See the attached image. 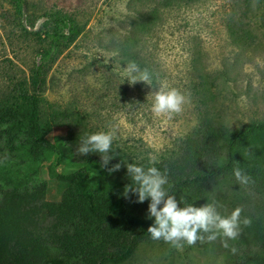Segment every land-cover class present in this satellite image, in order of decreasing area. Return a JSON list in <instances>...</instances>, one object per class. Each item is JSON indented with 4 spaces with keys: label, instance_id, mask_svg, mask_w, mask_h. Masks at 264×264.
<instances>
[{
    "label": "trees",
    "instance_id": "obj_1",
    "mask_svg": "<svg viewBox=\"0 0 264 264\" xmlns=\"http://www.w3.org/2000/svg\"><path fill=\"white\" fill-rule=\"evenodd\" d=\"M8 1L14 16L27 17L35 24L36 8L29 0ZM146 1L152 5L149 11L130 16L129 27L115 46L123 61L135 62L152 75L142 49L158 23V9L179 0ZM233 3L225 20L227 31L233 40L246 41L255 28L251 5L261 12L264 26V0ZM41 13L43 18L33 31L38 61L28 77L10 76L17 94L0 99V264L119 263L141 241L165 243L153 240L147 231L154 223V217L148 218L150 198L139 203L135 194L124 195L131 183L126 164L153 165L148 159H130L127 149L114 140L110 154L115 156L101 167L97 153L76 155L82 139L99 132L88 125L79 109L64 106L41 116L38 91L46 72L83 28L68 12L48 9ZM206 89L203 94L212 98L213 91ZM55 127H64V133L49 136ZM117 163L121 168L110 173L108 169ZM65 165L73 169H58ZM154 166L167 174L178 206L201 207L215 201L222 215H230L239 206L242 218L252 220L250 227H241L236 240L228 241L237 249L235 254L223 247L219 237L196 244L230 259L264 264V120L232 128L221 112L203 101L197 125ZM237 167L251 177L248 184L236 180ZM42 170L56 178L59 199H47Z\"/></svg>",
    "mask_w": 264,
    "mask_h": 264
},
{
    "label": "rangeland",
    "instance_id": "obj_2",
    "mask_svg": "<svg viewBox=\"0 0 264 264\" xmlns=\"http://www.w3.org/2000/svg\"><path fill=\"white\" fill-rule=\"evenodd\" d=\"M29 1L36 8L33 26L27 17L13 15L8 0H0V99L17 94L10 76H29L38 61L33 31L43 18L41 12L57 9L73 14L83 28L46 72L38 91L43 118L51 109H79L95 130L117 127L115 140L135 161L149 160L151 155L160 160L177 149L197 125L203 101L221 112L232 128L264 120V26L254 5L250 10L255 27L252 36L238 42L225 25L233 0H179L159 8L158 23L142 49L153 72L151 85H130L125 80L128 63L115 42L128 29L130 16L148 12L151 4L146 0ZM162 83L178 89L187 100L183 111L171 119L154 117L151 112L152 93ZM206 88L213 91L212 98L203 94L208 92ZM64 131V127H55L49 136ZM41 175L48 185L47 199H59L56 178L45 170ZM111 264L248 263L213 253L202 244L177 249L168 243L141 241L125 260Z\"/></svg>",
    "mask_w": 264,
    "mask_h": 264
},
{
    "label": "clouds",
    "instance_id": "obj_3",
    "mask_svg": "<svg viewBox=\"0 0 264 264\" xmlns=\"http://www.w3.org/2000/svg\"><path fill=\"white\" fill-rule=\"evenodd\" d=\"M125 80L130 85L144 82L151 85L152 78L147 69H141L135 62H130L125 68ZM124 80V81H125ZM187 103L186 97L178 89L161 84L152 93L151 112L154 117H167L180 114ZM118 136V128L113 126L108 131L93 132L84 137L76 149V155L87 156L97 153L101 157V167H106L115 156L110 154L113 141ZM158 163L155 155L149 157V166L145 168L134 163H127V174L131 183L125 186L124 195L129 192L136 195L137 202L142 203L150 198L148 218L154 217V223L147 229L153 240H163L172 247L182 249L186 243L193 246L197 241L213 242L221 238L224 248L233 254L237 249L230 246L229 240H236L241 233V227H250V217L242 218L241 207H236L230 215L224 216L217 210V203H206L201 207L192 204L178 206L176 197L170 194L171 185L168 176L154 165ZM121 168V163L113 165L108 171L115 172ZM234 176L240 184H248L251 177L239 167L234 169ZM183 203V201L181 200ZM201 233L207 234L201 235Z\"/></svg>",
    "mask_w": 264,
    "mask_h": 264
}]
</instances>
